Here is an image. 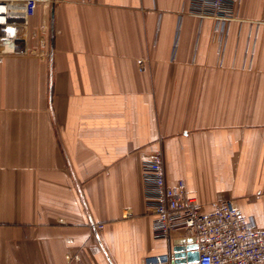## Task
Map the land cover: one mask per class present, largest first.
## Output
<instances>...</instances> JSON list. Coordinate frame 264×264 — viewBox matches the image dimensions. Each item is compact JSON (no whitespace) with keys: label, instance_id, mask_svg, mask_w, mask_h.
Returning a JSON list of instances; mask_svg holds the SVG:
<instances>
[{"label":"crops","instance_id":"obj_1","mask_svg":"<svg viewBox=\"0 0 264 264\" xmlns=\"http://www.w3.org/2000/svg\"><path fill=\"white\" fill-rule=\"evenodd\" d=\"M225 30L189 0L38 5L28 52L0 61V264L170 256L183 235L153 239L144 202L155 155L264 227V0Z\"/></svg>","mask_w":264,"mask_h":264},{"label":"built area","instance_id":"obj_2","mask_svg":"<svg viewBox=\"0 0 264 264\" xmlns=\"http://www.w3.org/2000/svg\"><path fill=\"white\" fill-rule=\"evenodd\" d=\"M52 0H0V61L6 55L28 52V23L39 4ZM236 0H189V13L211 18L224 33L233 19ZM143 195L153 216L151 234L164 240L181 234L193 238L196 264H264V227L239 213L228 200L206 207L186 193L183 180L165 181L161 157L155 155L141 166ZM102 225H95L102 230ZM167 254L147 257L143 264H166Z\"/></svg>","mask_w":264,"mask_h":264},{"label":"water","instance_id":"obj_3","mask_svg":"<svg viewBox=\"0 0 264 264\" xmlns=\"http://www.w3.org/2000/svg\"><path fill=\"white\" fill-rule=\"evenodd\" d=\"M193 238L179 239L174 241V246L170 250L171 264H196L198 254Z\"/></svg>","mask_w":264,"mask_h":264}]
</instances>
